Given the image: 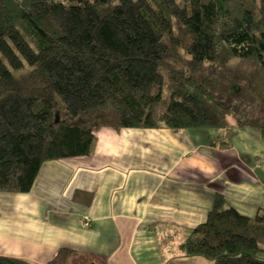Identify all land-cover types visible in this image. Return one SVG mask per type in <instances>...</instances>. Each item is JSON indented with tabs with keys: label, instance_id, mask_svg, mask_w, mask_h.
<instances>
[{
	"label": "trees",
	"instance_id": "obj_1",
	"mask_svg": "<svg viewBox=\"0 0 264 264\" xmlns=\"http://www.w3.org/2000/svg\"><path fill=\"white\" fill-rule=\"evenodd\" d=\"M233 60L264 70V0H0V193L31 192L47 161L91 155L101 127L213 129L224 147L232 118L264 135V101L251 115L201 78ZM179 251L264 264V211L242 215L217 193Z\"/></svg>",
	"mask_w": 264,
	"mask_h": 264
},
{
	"label": "crops",
	"instance_id": "obj_2",
	"mask_svg": "<svg viewBox=\"0 0 264 264\" xmlns=\"http://www.w3.org/2000/svg\"><path fill=\"white\" fill-rule=\"evenodd\" d=\"M96 137L89 156L45 162L31 192L0 193V256L48 264L68 249L97 264H214L179 245L216 194L242 215L264 211L258 129L235 125L225 148L212 129L101 127Z\"/></svg>",
	"mask_w": 264,
	"mask_h": 264
},
{
	"label": "rangeland",
	"instance_id": "obj_3",
	"mask_svg": "<svg viewBox=\"0 0 264 264\" xmlns=\"http://www.w3.org/2000/svg\"><path fill=\"white\" fill-rule=\"evenodd\" d=\"M174 52L176 56L173 61H177L179 64L188 66V56L185 52L180 48H177ZM228 67L229 68L227 70L221 71L215 77L202 74L201 78L208 87L210 86L214 89H223V96H226L223 101L234 102L239 106L240 110L249 111L251 115H259L261 113V104L264 101V70L257 63L245 60H233ZM236 83L242 84L244 89L242 90L237 88ZM161 107L162 103H159L158 109ZM235 125L236 122L230 118L229 129L223 131L224 137L228 141V145L223 147L221 144L217 143L218 147L225 148L230 145L226 134L230 131V129L234 128ZM216 137L214 138L215 141ZM88 219L83 220V222L90 221V226L88 227L90 228L92 225V219L90 217H88ZM75 257L77 258L74 261H69V264H97L94 259H88L89 257L87 256L83 257V255H77ZM75 257L72 258L74 259Z\"/></svg>",
	"mask_w": 264,
	"mask_h": 264
},
{
	"label": "built area",
	"instance_id": "obj_4",
	"mask_svg": "<svg viewBox=\"0 0 264 264\" xmlns=\"http://www.w3.org/2000/svg\"><path fill=\"white\" fill-rule=\"evenodd\" d=\"M88 218L86 217V218H84V220H87ZM89 220V219H88ZM92 222V221H91ZM90 226V221H84L83 222V227H89Z\"/></svg>",
	"mask_w": 264,
	"mask_h": 264
}]
</instances>
